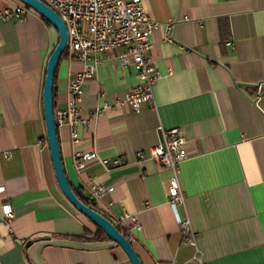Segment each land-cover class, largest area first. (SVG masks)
Segmentation results:
<instances>
[{"label":"crops","instance_id":"crops-1","mask_svg":"<svg viewBox=\"0 0 264 264\" xmlns=\"http://www.w3.org/2000/svg\"><path fill=\"white\" fill-rule=\"evenodd\" d=\"M20 3L0 0V13ZM145 7L162 24L150 37L163 76L154 102L140 113L125 105L140 83L137 70L122 68L118 52L101 56L82 86L81 118L89 124L78 128L80 143H72L68 126L58 128L69 183L87 203L85 183L114 188L95 209L112 221L137 218L141 230L125 224L143 264H264V0H145ZM58 42L54 27L32 9L22 21L0 18V264H131L97 236L55 177L43 91ZM93 64L69 50L62 57L56 110L69 108L73 77ZM98 109L105 113L93 119ZM160 126L180 128L188 141L180 173L186 204L176 211L169 171L137 157L160 143ZM77 151L96 152L110 170L93 165L80 176ZM5 206L14 213L10 223ZM187 218L196 246L183 241L178 220Z\"/></svg>","mask_w":264,"mask_h":264},{"label":"built area","instance_id":"built-area-1","mask_svg":"<svg viewBox=\"0 0 264 264\" xmlns=\"http://www.w3.org/2000/svg\"><path fill=\"white\" fill-rule=\"evenodd\" d=\"M52 8L63 20L68 32L67 50L78 60L88 65L83 73L73 77L69 91L71 101L66 110H55L56 126H68L71 131V140L74 145L80 143L78 128L88 125L89 120L81 118L80 101L83 94L82 86L88 79L95 76L101 56L118 52L117 59L122 68L134 66L137 70L140 83L134 87L124 100L135 113H140L145 105L154 102V87L162 79V74L151 59L153 45L151 35L162 24L153 20L145 7V0H41ZM31 11L23 3L15 9L7 8L0 13L4 20L17 19L22 21ZM186 20V18H184ZM177 20L165 26V39H172V31ZM104 109H98L93 119L102 116ZM160 143L151 148L148 156L137 154L140 161L156 160L170 173L168 180V195L170 204L176 211L178 207H185L186 197L180 182L181 166L189 160L187 150L188 141L180 128L166 130L159 127ZM119 165V161H114ZM93 165H102L110 170L109 162L102 160L96 152L75 154V169L82 176ZM90 191L88 203L95 209L103 198L112 193L114 188L96 182L85 183ZM96 210V209H95ZM97 211V210H96ZM4 222L10 223L14 218L10 206L4 208ZM133 222L135 230H141L137 218L133 216H120L114 220L125 232L128 231L126 221ZM183 241L196 246V232L191 221L178 220ZM128 233V232H127Z\"/></svg>","mask_w":264,"mask_h":264},{"label":"water","instance_id":"water-1","mask_svg":"<svg viewBox=\"0 0 264 264\" xmlns=\"http://www.w3.org/2000/svg\"><path fill=\"white\" fill-rule=\"evenodd\" d=\"M28 8L35 11L49 24H51L59 35V42L49 57L46 78L43 91V104L45 114L46 135L53 164L55 177L60 191L68 202L83 216H85L93 225L100 229L111 242L115 243L127 256L131 264H143L133 245L118 230L115 224L106 216L96 211L91 206L83 203L75 194L66 175L63 164L58 128L55 120V98L54 87L58 66L67 50L68 32L62 18L47 4L41 0H18ZM239 86L240 84H236Z\"/></svg>","mask_w":264,"mask_h":264},{"label":"trees","instance_id":"trees-1","mask_svg":"<svg viewBox=\"0 0 264 264\" xmlns=\"http://www.w3.org/2000/svg\"><path fill=\"white\" fill-rule=\"evenodd\" d=\"M68 53V50H66V52H65V54L63 55V57L64 56H66V54ZM56 80V79H55ZM54 95H55V89H54ZM55 110H56V108H55ZM74 190V189H73ZM74 192H75V194L77 195V197L83 202V203H85L86 205H88V206H91L89 203H87L79 194H78V192L76 191V190H74ZM92 207V206H91ZM110 220V219H109ZM112 221V220H111ZM113 222V221H112ZM114 223V222H113ZM117 228H118V230L129 240V242H131V239H130V237H129V235H128V233L127 232H125L122 228H120L119 226H116ZM98 237L100 238V237H104L105 239L104 240H109V238L100 230V229H98ZM132 244V243H131Z\"/></svg>","mask_w":264,"mask_h":264},{"label":"rangeland","instance_id":"rangeland-1","mask_svg":"<svg viewBox=\"0 0 264 264\" xmlns=\"http://www.w3.org/2000/svg\"><path fill=\"white\" fill-rule=\"evenodd\" d=\"M97 228V227H96ZM97 231H98V228H97ZM97 236H98V234H97ZM100 239H105L104 237H100Z\"/></svg>","mask_w":264,"mask_h":264}]
</instances>
